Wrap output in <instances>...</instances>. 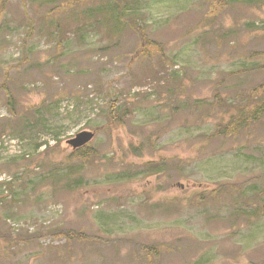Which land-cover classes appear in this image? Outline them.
<instances>
[{"label":"rangeland","instance_id":"rangeland-1","mask_svg":"<svg viewBox=\"0 0 264 264\" xmlns=\"http://www.w3.org/2000/svg\"><path fill=\"white\" fill-rule=\"evenodd\" d=\"M263 64L264 0H0V264H264Z\"/></svg>","mask_w":264,"mask_h":264},{"label":"trees","instance_id":"trees-1","mask_svg":"<svg viewBox=\"0 0 264 264\" xmlns=\"http://www.w3.org/2000/svg\"><path fill=\"white\" fill-rule=\"evenodd\" d=\"M105 13L108 14L109 16L108 18L104 20L102 25H105L109 22V23H112L114 28L116 29L121 24L122 22L121 19L118 17L117 19L119 21H117L115 19V13L113 11L105 10ZM89 15H93V14L89 12ZM132 28L136 31L139 37L143 35V32L138 25L133 24ZM114 32H115L114 29L110 30V34ZM261 66L264 67V64ZM244 71L246 70H243L242 72ZM249 90L254 91L256 94L261 93L262 91H264V81H262L261 83L257 84L256 86H254L253 88ZM9 94H10L9 92L6 94L7 105L10 106V109L12 110L11 112L15 114L16 116V112H14V102L11 99H9ZM218 100H221V98H219ZM110 106L112 109H114L113 104H111ZM112 109L108 112V122L119 120L120 114L118 113V111H115V112L112 111ZM24 118H27V115H25ZM259 119L264 121V92L258 100H253L251 102L247 101L245 102L244 105L240 106L237 109V111L231 113L225 125H221L222 122L218 123L215 134L217 135L225 134V136H238L239 134L242 133V131L245 128H248L252 123H255ZM35 123L36 121L30 122L26 119L24 120V123L22 126L16 127L14 129V132L19 136L20 133L35 134L38 129H40V131L44 130V128L34 127L33 124ZM41 145L42 143H40L38 147H40ZM45 147L50 148L48 143H45ZM86 147L87 146L75 149L71 154L68 155L67 158H73V159L79 158V159H83L84 161L90 160L91 155L89 154V150H86L87 149ZM58 159L59 158H54L50 163H55L58 161ZM150 172H153V171H150ZM212 192H214V190H212ZM73 237H70V238H73Z\"/></svg>","mask_w":264,"mask_h":264},{"label":"water","instance_id":"water-1","mask_svg":"<svg viewBox=\"0 0 264 264\" xmlns=\"http://www.w3.org/2000/svg\"><path fill=\"white\" fill-rule=\"evenodd\" d=\"M94 133L90 131H81L78 134H76L75 137L72 139L68 140V143L72 145L73 148L81 147L85 145L87 142H89Z\"/></svg>","mask_w":264,"mask_h":264}]
</instances>
